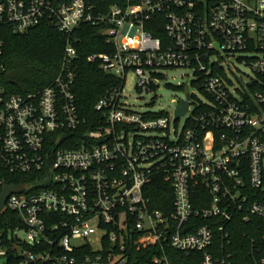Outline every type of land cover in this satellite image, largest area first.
Returning a JSON list of instances; mask_svg holds the SVG:
<instances>
[{"label":"built area","instance_id":"2783aa9c","mask_svg":"<svg viewBox=\"0 0 264 264\" xmlns=\"http://www.w3.org/2000/svg\"><path fill=\"white\" fill-rule=\"evenodd\" d=\"M43 22L65 38L58 76L36 92L0 86V196L24 186L0 210V257L131 264L132 251L150 249L152 264H177L169 250L203 253L191 264H234L226 227L236 218L264 226V0H122L105 12L88 0H0V74L6 31ZM84 25L109 47L89 60L120 81L97 103L94 128L74 92ZM225 57L249 65L251 80L236 85ZM178 69L192 71L201 95L190 94L180 134L172 127L186 98L171 114L138 110L126 94L131 73L143 94ZM155 178L173 194L169 213L152 206ZM199 187L211 197L203 208L193 202ZM250 247L264 264V230Z\"/></svg>","mask_w":264,"mask_h":264},{"label":"trees","instance_id":"16d2710c","mask_svg":"<svg viewBox=\"0 0 264 264\" xmlns=\"http://www.w3.org/2000/svg\"><path fill=\"white\" fill-rule=\"evenodd\" d=\"M95 7L96 12H105L111 6L122 0H88ZM158 37L165 40L166 35L162 28L148 27ZM79 41L77 47L79 57L77 59V80L74 92L82 116L87 119L88 124L94 128L101 119L95 111L99 100L120 81L101 70L98 62H91L89 57L96 53L108 52L109 47L105 43V37L99 28L92 25H84L78 32ZM65 38L48 22L30 29L26 33L15 34L10 29L5 34V52L1 60L4 71L0 74V86L10 93H28L41 90L50 85L58 76L63 60ZM173 88V86H170ZM183 87H180L182 89ZM62 147H73L70 143H61ZM9 178L8 182H18ZM152 206L155 209L169 213L173 206V194L169 193L160 180L153 181L150 192ZM210 196L205 187H199L193 202L196 207L203 208L209 205ZM198 221V222H197ZM197 224L205 221L196 220ZM230 231L231 252L234 264H256L251 255V240L262 243L263 224L255 219L253 223L243 222L236 218L226 227ZM219 236L217 240H219ZM153 251L150 249L134 250L131 252V264H152L150 262ZM260 256V253H256ZM170 259L177 264L199 263L203 253L187 256L176 250L167 253Z\"/></svg>","mask_w":264,"mask_h":264},{"label":"rangeland","instance_id":"374dc122","mask_svg":"<svg viewBox=\"0 0 264 264\" xmlns=\"http://www.w3.org/2000/svg\"><path fill=\"white\" fill-rule=\"evenodd\" d=\"M224 67L231 78L236 82V85L240 82H247L251 80L254 73L249 65L237 60L235 57H225ZM233 72V73H231ZM167 78L159 82V88L151 93H140L137 89V78L135 74L131 73L126 85V94L128 100L135 108L141 111H146L149 108H153L155 111H166L174 114L181 99H185L188 94H195L201 96L197 88L192 84L193 74L190 69H178L167 72ZM170 86H173L170 87ZM180 87H183L180 89ZM190 117V113L184 115L179 123L178 127L173 125L172 130H177L180 134ZM8 259L6 257H0V264H7Z\"/></svg>","mask_w":264,"mask_h":264},{"label":"water","instance_id":"95a60500","mask_svg":"<svg viewBox=\"0 0 264 264\" xmlns=\"http://www.w3.org/2000/svg\"><path fill=\"white\" fill-rule=\"evenodd\" d=\"M190 98H191V96H190V94H188L186 97V100L181 101V104L176 111V119H180L182 116H184L186 114V112L188 111ZM23 189H24V186L7 185L4 188V190L0 196V210L3 209L4 203L10 194H12L13 192L19 193V192L23 191Z\"/></svg>","mask_w":264,"mask_h":264}]
</instances>
